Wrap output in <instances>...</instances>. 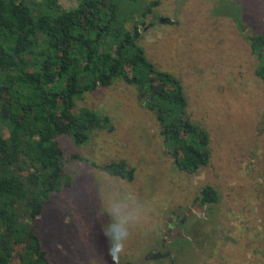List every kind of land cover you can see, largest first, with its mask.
Wrapping results in <instances>:
<instances>
[{"label":"rangeland","instance_id":"rangeland-1","mask_svg":"<svg viewBox=\"0 0 264 264\" xmlns=\"http://www.w3.org/2000/svg\"><path fill=\"white\" fill-rule=\"evenodd\" d=\"M150 1L122 0L127 27ZM143 20L140 44L180 78L190 118L208 132L209 162L195 174L178 170L144 94L124 79L85 92L76 108L107 122L84 143L56 138L82 159L65 162L71 185L35 220L40 243L63 264H264V80L251 41L264 35V0H158ZM118 160L133 167L132 180L108 172ZM206 184L218 192L214 204L196 198ZM118 220L129 236L114 257Z\"/></svg>","mask_w":264,"mask_h":264},{"label":"trees","instance_id":"trees-1","mask_svg":"<svg viewBox=\"0 0 264 264\" xmlns=\"http://www.w3.org/2000/svg\"><path fill=\"white\" fill-rule=\"evenodd\" d=\"M121 2L77 0L63 8L57 0H0V264H63L48 258L34 224L52 195L71 185L65 162L82 159L65 154L56 138L84 143L107 122L76 108L85 92L124 79L144 94L178 170L195 174L209 162L208 132L190 118L180 78L151 63L140 44V25L158 0L148 2L132 27ZM251 41L260 61L255 74L264 80V35ZM106 168L133 178L124 160ZM196 198L214 204L218 192L206 184Z\"/></svg>","mask_w":264,"mask_h":264},{"label":"clouds","instance_id":"clouds-1","mask_svg":"<svg viewBox=\"0 0 264 264\" xmlns=\"http://www.w3.org/2000/svg\"><path fill=\"white\" fill-rule=\"evenodd\" d=\"M126 225L127 224H124L119 220L116 224L112 225L111 235L113 243L109 251L114 257L119 255L124 250L123 241H125L129 236Z\"/></svg>","mask_w":264,"mask_h":264},{"label":"water","instance_id":"water-1","mask_svg":"<svg viewBox=\"0 0 264 264\" xmlns=\"http://www.w3.org/2000/svg\"><path fill=\"white\" fill-rule=\"evenodd\" d=\"M167 254H168V253L166 252L164 255H167ZM159 255H162V254L157 253V254L153 255V257L155 258V257H157V256H159ZM164 255H162V256H164Z\"/></svg>","mask_w":264,"mask_h":264},{"label":"flooded vegetation","instance_id":"flooded-vegetation-1","mask_svg":"<svg viewBox=\"0 0 264 264\" xmlns=\"http://www.w3.org/2000/svg\"><path fill=\"white\" fill-rule=\"evenodd\" d=\"M158 251H160V250H157V252H158ZM160 254H161V253H160ZM153 255H155V254H152V252H150V255H149V256H153Z\"/></svg>","mask_w":264,"mask_h":264}]
</instances>
